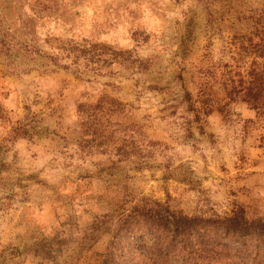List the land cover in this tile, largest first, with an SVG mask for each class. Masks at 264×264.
I'll list each match as a JSON object with an SVG mask.
<instances>
[{
	"label": "clouds",
	"instance_id": "1",
	"mask_svg": "<svg viewBox=\"0 0 264 264\" xmlns=\"http://www.w3.org/2000/svg\"><path fill=\"white\" fill-rule=\"evenodd\" d=\"M0 264H264V0H0Z\"/></svg>",
	"mask_w": 264,
	"mask_h": 264
}]
</instances>
